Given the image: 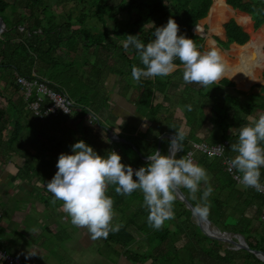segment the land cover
<instances>
[{
  "label": "trees",
  "instance_id": "trees-1",
  "mask_svg": "<svg viewBox=\"0 0 264 264\" xmlns=\"http://www.w3.org/2000/svg\"><path fill=\"white\" fill-rule=\"evenodd\" d=\"M116 1H118L117 4ZM61 2L78 3L82 6L78 11L79 14L74 15L70 12L68 16L57 17L52 12L50 0H0V16L3 17L7 27V30L0 36V83H4L2 88L0 87V152L3 153L0 156L5 158L6 155L9 157L15 155L24 161L23 168H20L23 179L28 180L27 175L32 173V176L44 180L46 175L43 174L40 166L45 169V166H50L52 161L44 159L45 153L50 149L48 145L36 141L37 135L45 137L50 133L60 132L62 141H65L63 125L68 123L78 132V136L69 144L70 147L79 141H84L101 157L106 158L109 152L115 151L121 156V163L126 166L138 169L147 167L150 161L143 160L140 154L128 158L118 152L120 147L118 145L124 148H132L136 145L141 154L148 157L157 151V139L148 142L143 150L139 142L147 141L149 133L134 137V129L128 127L126 131H130L126 139L134 145L113 143L108 136V124L103 122L107 121L105 119L107 110L111 108L107 92L101 93L98 90L93 94L89 93L88 96L79 92L76 86L81 77L77 71H74L72 63L84 59L81 66L88 72L90 90L97 88L96 83L103 84L104 81H101V78L105 74L109 77L122 78L123 83L117 79L121 87L127 82L126 86L130 88L133 84L128 83V79H133L132 67L143 68L144 65L132 46L127 51L124 50L121 44L126 36L139 35L140 41L147 45L154 40L155 28L165 26L169 18H172L179 25L178 35L194 40L197 48L203 51L205 39L195 34L193 29L208 16L214 0H63ZM227 4L249 14L254 20L256 30L264 26V0H227ZM123 12H126L128 19L121 16ZM135 15L138 16L137 19L133 18ZM109 21L112 22L111 28L108 27ZM74 22L79 23L81 27L74 28ZM91 24L90 28L87 27ZM96 24H102L103 31L96 32ZM224 28L227 40L219 41L224 48H229L233 43L245 45L250 40V35L235 19H230ZM80 47L105 51V54L110 57L113 54L117 55V62L115 65H109L103 61L104 68L99 69L89 60L90 53L78 55L76 51ZM95 52L97 55L100 54L94 50L93 53ZM174 63L183 66L179 59H176ZM182 71V69L178 70V74L181 75ZM19 78L37 82L38 85L43 83L49 89L64 94L71 102L70 112L58 111L56 114L43 115V117L35 115L30 106L38 100V93L34 91L27 100L24 95V86L18 81ZM175 80L174 75H169L153 79L141 78L139 82L134 83L139 88L132 102L136 106L137 113L151 122L152 130L157 123L158 115L167 111L165 100ZM156 84L164 85L155 89ZM212 85L216 87L217 92V87L234 86L235 83L223 79L219 84ZM185 86L194 87L193 91L202 98H212L206 88L198 84L185 83ZM189 89L192 90V88ZM14 94L19 95L18 101L11 98ZM42 96L41 104L44 113L53 101L47 95ZM156 97H161L162 101L155 103ZM258 97L262 101L258 102ZM225 101L223 109L218 107L216 110L212 104V120H216L219 134L212 135L211 139L206 136L205 139L208 138L211 142L208 144L215 145L224 140L236 141L238 135L232 138L233 129H237L238 125L256 112L264 114L262 96L252 95L243 100L239 93L238 95L226 94ZM188 121L189 126L192 125L191 132L187 139H183L178 144V152L175 155L177 159L187 156L195 143H202L200 140H205L204 138L197 140L195 136V133L201 131L202 122L197 123L200 129L198 130L193 127L195 124ZM204 128L208 129V127ZM120 137L125 138L123 135ZM69 138L71 139V136ZM27 144L36 148L38 153L32 155ZM197 157L195 156L194 163L204 169L207 168L213 174L214 179L220 183L208 197L210 214L207 218L215 225L222 227L224 221L230 218L225 210L226 200H223L222 192L228 190L229 193L234 192L239 201L237 202L242 203L243 201L245 208L236 209L238 222L234 225L223 226V229L242 236L250 235L255 241L244 237L248 246L252 250L264 252V233L259 232V226H262V219H264V194L251 189L245 191L238 189L236 181L226 171L222 158H208L203 154L200 158ZM227 157L233 158L229 151H227ZM57 171L49 169L47 178L54 177ZM260 171V182L264 183V168ZM24 175L26 178L23 177ZM225 175L229 176L231 186L227 183L223 184ZM133 179H137L135 175ZM115 187L116 185H109L107 195L113 199L114 209L116 207V210L123 215L119 222L123 224V227L118 232L109 233L107 241L121 246L130 262L134 264L146 261H150L151 264H264L249 251L230 250L218 240H209L210 238L202 232L198 223L193 221L192 212L185 203L177 199L176 194L173 205L175 221L168 227L163 226L160 230H155L148 226L149 213L143 206V194L135 191L130 196L118 195ZM204 190L205 188L201 186L196 194L198 200L188 197L195 207L202 203L201 197ZM182 191L187 192V189L184 188ZM128 213L132 216L127 217ZM137 236L147 241L150 251L148 249L145 253H139L137 249L141 247L135 250L130 248L132 245H138ZM210 241L213 243L210 244ZM210 261L213 262L210 263Z\"/></svg>",
  "mask_w": 264,
  "mask_h": 264
},
{
  "label": "clouds",
  "instance_id": "clouds-1",
  "mask_svg": "<svg viewBox=\"0 0 264 264\" xmlns=\"http://www.w3.org/2000/svg\"><path fill=\"white\" fill-rule=\"evenodd\" d=\"M179 31L176 21L169 18L165 26L155 28L154 40L147 45L140 41L139 35L126 36L122 41L124 50L132 46L144 65L143 68L132 67L134 81L167 77L176 71L178 65L174 61L179 59L185 83L208 88L219 82L224 73L220 53L216 49L201 53L194 40L178 35ZM187 107L191 111V105ZM249 120L253 122L241 127L237 142L231 144V152L237 155L227 161L228 171L239 173L240 183L245 188L264 192V184L260 182V170L264 168V115L258 119L249 117ZM183 139V133H177L171 140V155H161L156 151L147 157L150 161L147 167L135 172L131 166L121 163L122 158L115 151L109 152L106 158L101 157L84 141H79L71 146L74 154L59 155L58 171L46 184L53 196L52 203L62 202L63 211L70 217L72 225L86 228L93 240L106 239L109 233L118 232L123 227L121 223L113 224L116 213L114 201L107 195L109 185H116L115 192L123 196L140 191L143 206L149 213L148 226L160 230L165 221L175 218L176 191L186 188L195 200L203 182L206 187L202 203L196 205L193 213L206 219L210 214L208 197L213 192L209 185L210 177L206 169L194 163L191 154L176 158L175 151ZM218 150L222 152L223 146ZM134 175L137 179H133Z\"/></svg>",
  "mask_w": 264,
  "mask_h": 264
},
{
  "label": "crops",
  "instance_id": "crops-1",
  "mask_svg": "<svg viewBox=\"0 0 264 264\" xmlns=\"http://www.w3.org/2000/svg\"><path fill=\"white\" fill-rule=\"evenodd\" d=\"M214 5H215V0L212 5V8ZM226 5L230 7L232 10H236L232 6L227 4V0H226ZM245 14L248 15L247 13ZM209 17H210V14L202 20L207 21ZM231 19H235L237 23L240 26H242L236 18H231ZM227 22H225V24ZM224 25L222 28H223V33L225 32V36H226ZM202 29L205 30L204 28ZM209 33L210 34H207L205 32V34H207L205 38H209V37L212 38V40L215 41L216 45L215 46L211 45L212 44L211 40H207L206 44L208 46H212L213 49H216L220 53L222 57V61H224L223 63L224 65L230 68L237 66V64L247 66L246 61L244 62L232 56L230 53L233 51V48L235 46L242 48L250 44L253 39V33L250 34L249 32H247L250 35V40L245 45H239L237 43H233L229 46V48H224L219 43V41H226L227 36H226V39L224 40L223 38L210 36L212 34L213 35L215 34L211 31ZM263 45H264V42H263ZM263 45H262V50L264 52ZM203 46H204V43H203ZM198 50L201 53L206 52L205 47L203 51L200 49ZM224 53L226 55H224ZM223 56L225 57L223 58ZM260 62L261 63L259 64V66H262V64L264 65V60ZM180 69L183 70V66H178L176 71L171 74V75H174V79L176 80L174 82V85L169 88L167 99L165 100V106H166L167 111L164 114L160 113L158 115L157 123L154 125L153 130L151 129L152 127L151 122H149L141 114L137 113L135 104L132 102V99H129V98H126L124 103L121 102V99L112 98L111 110L115 112L114 114L117 117V120H116V117L115 119L112 120L113 127L111 128V130L114 131V133L118 137H120V135L125 136L124 139H126V136L129 135L128 132L130 130L126 131L128 127H131L134 129V133H133L134 137L144 136L145 134L149 133V137L147 141L141 140L139 144L146 147L148 142L150 143L154 139H157L158 146L159 144H161V147H162L161 154L169 155L170 149H172L171 148L172 147L171 135L175 136L174 133L176 134L183 133L184 139H187L191 132L190 131L191 127L189 126V121L186 119V114L189 113V114L195 115L196 114L195 108L204 109L205 112L209 111L208 116L212 118V113H211L212 103H210L209 101H204L205 98H202L197 92L193 91L194 87L185 86V82L183 80V71L181 72V75L178 74V70ZM263 69L264 67L259 68V67H256L255 65L254 68H251L252 75L250 74L248 69L247 70L243 69L241 73L238 76H236L237 80L231 77L222 76L219 82L222 81L223 79H227L235 83V85L234 86H222L221 85L220 87H217L218 89L217 92H220L221 94H225V95L226 94L238 95L239 93L240 97L241 98L243 97L244 99L246 98L248 99V97L252 95L262 96L264 98V70ZM259 77H262V78L260 79ZM219 82L216 84H219ZM258 86H261V87H258ZM189 88H192L191 92L189 91ZM206 91L209 92V88H206ZM192 92L194 94H192ZM241 92L245 94H242ZM155 99H154L155 103L157 102L160 103L162 101L161 97H156ZM257 100L258 102H260L261 100L260 97H258ZM188 105H191V111L188 110V107H187ZM260 115H264V114L260 112L258 113L256 112L254 113L253 116H249V117H252L253 119H258ZM249 117L246 118L245 122H242L240 125H238L237 129L232 130V133H231L232 138L233 137L235 138L236 135H238L239 129L241 127L248 126L253 122L249 120ZM205 119H206V116H205ZM208 125H213L211 120H209ZM63 129H64V137L66 140L71 136L69 135V132L76 131L75 127H72L68 123L63 125ZM211 131H214V130L213 129L211 130L208 127V129H205L204 131L202 130L199 131L198 134L201 136L199 137L197 135V137L200 139L202 138L205 139V137L207 136L209 139H211L213 135V132ZM56 135H59L61 139L60 142L58 141V144H57L58 149H59L58 152L55 151L56 148L53 146V144L49 143V141H53L51 140L52 138H54L52 134L51 135L48 134L45 137L41 136L40 134L37 135L36 141L42 142L48 145V148L50 149V152L45 153L46 155L44 156V159L47 161H50V160L52 161V164L50 166H45V169L42 166H40L43 174L46 175V178H44V180L40 179L39 183L35 181V178H36L35 176H33V178L28 177L29 178L28 180L26 179L24 180L19 176L20 168H23L24 166L23 160H20L15 155L10 156V158H13V157L18 158L20 160V163L23 162L22 165L20 163H16V164L14 163L16 165L15 166L14 164H12V162L9 163L8 155H6L5 158L0 156V213H2L3 215V217L0 219V246L8 249L11 253L20 257L21 260L26 263L63 264L61 259L56 260L53 258L52 253H55L56 255L57 252H52V253L48 252V250H46L43 247L42 243H43V240L45 239L43 234L46 233L48 234V236L55 237L54 239L55 241L53 242V244L57 246V249H60V251L61 249L64 250L63 253H65V256L67 257V261H68L67 264H134L126 258L124 254V250L121 246L108 242L107 238L93 240L91 238V234L88 232L86 228H78V227L73 226L71 223L70 217H68L67 214L63 211L62 202L57 201L55 204L52 203L53 196L50 192H48L46 188V184H47L46 181L50 182L51 179L53 178V177L47 178L49 169L57 170L56 164L58 162V158L60 154H68V155L74 154L72 152V147L69 146L70 143H65V141H62V133L58 132ZM50 136H51V139H49ZM38 137L40 138L43 137V138L39 139ZM208 138H206L205 140H200V141L211 143ZM164 140H166L165 145L163 143ZM237 140H238V137L236 138V141L231 140V143L228 148V151L230 150L229 152L233 156V158L237 154L231 152V144L236 143ZM126 141L127 143H131L132 145H134L132 142H129L127 139ZM194 142H198V141H194ZM113 143H117V142H113ZM26 146L28 147L32 155H36L38 153L37 149L34 148L32 145L27 144ZM134 146L137 148L136 145ZM134 146L132 148L119 147L118 152L123 153L128 158H133L135 154H138V155L141 154L140 150L138 148L135 149ZM178 148L179 146H177L175 155L178 152ZM68 149L71 151L66 152ZM54 151H55V154H54ZM196 157L200 158L201 154L197 153ZM142 159L145 160L143 157ZM2 166L5 169H3ZM13 171H16V172L13 173ZM206 171L210 177L209 185L212 186L213 189H216L217 188L216 185L220 183L216 179H214L213 174L207 168H206ZM29 175H32V173ZM214 180H216L218 184H216ZM201 186H203L204 188L206 187L203 182L201 183L200 187ZM21 188L29 189L30 192L37 191L39 193L40 192L45 193V196H46L44 200L36 199L35 201H33L34 203L31 204L30 207H28L27 205L28 203H26L21 213L25 215H29V216L28 217L23 216V218H19V213L16 212L17 208L13 209L17 207L16 201L14 199L17 198V196L20 194L19 191ZM183 189L184 188H182V190ZM184 194L187 197H191V194L189 193L188 190L187 192H184ZM196 199L198 200L199 198L197 197ZM237 204L239 205L241 203H237ZM235 215L238 217V213H235ZM121 218L122 217L116 220V224L120 222ZM227 220H225L224 222L229 223V221ZM233 220L238 222L235 218ZM174 221H175V218L168 220L167 223L170 225ZM225 223H223V225ZM211 225L216 227L213 221H211ZM226 225L224 226L226 227ZM230 225H234V223H230ZM221 230L222 229H220V232H222ZM223 232L229 233L228 230H223ZM230 233H231L229 236L230 239L235 238L236 241L239 240V236L233 237L232 236L233 232H230ZM141 241L142 243L144 242L147 245L146 246L147 248L148 243L147 241L143 240V238H140L138 245H132V246L137 247V248L142 247L140 246L142 245ZM220 242L225 243L223 241H220ZM132 246H130V248H132ZM142 251L144 250L142 249ZM50 256L52 257V262L49 261ZM141 264H145V263H141Z\"/></svg>",
  "mask_w": 264,
  "mask_h": 264
},
{
  "label": "rangeland",
  "instance_id": "rangeland-1",
  "mask_svg": "<svg viewBox=\"0 0 264 264\" xmlns=\"http://www.w3.org/2000/svg\"><path fill=\"white\" fill-rule=\"evenodd\" d=\"M9 1H12V0H9ZM52 3H51V5H52V12L55 14V15H57V17L59 16L60 17V15H64V16H68L69 15V13L70 12H73L74 13V15H78L79 14V12L78 11H80V7H82L81 5H79L78 3H73V2H67V3H63V2H61V1H63V0H50ZM118 3V1H116V4ZM79 5V6H78ZM233 11H235V15H231V16H229L225 21H224V23L222 22V23H220V24H217L218 25V27L217 28H215V27H212V30H211V27H210V25H209V22H208V20H209V18L207 19V21L206 20H201L200 22H199V26L200 27H202V28H204L205 30H203L204 32H206L207 34H210L209 32L211 31V32H213V33H215L214 35L212 34V35H210V36H212V37H219V38H223L224 40L226 39V36H225V32L223 33V25L225 24V22H227L228 20H230L231 18H236V16H239V14L241 13V14H243V15H246L245 13H243V12H240L239 10H233ZM6 15V14H5ZM7 16V15H6ZM121 16H123V17H125V19H128V16H127V14H126V12H123L122 13V15ZM8 17V16H7ZM9 18V17H8ZM134 19H137L138 18V16L137 15H135L134 17H133ZM250 18H251V26H243L244 28H245V30L247 31V32H249L250 34H252V33H255V34H264V26H262L261 28H259V29H255V27H254V20L252 19V17L250 16ZM237 19V18H236ZM73 26H74V28H79V27H81V25L79 24V23H77V22H74V24H73ZM92 26V24L91 25H88L87 27H91ZM96 26H97V29H96V32H100V31H103V27H102V24H96ZM111 26H112V22L111 21H109V24H108V27H110L111 28ZM83 27V26H82ZM198 32V31H197ZM199 33V32H198ZM207 40H211V45H213V46H215L216 45V43H215V41H213L212 40V38H205V41H204V47H205V50L206 51H209V50H212L213 48H212V46H208L207 44H206V41ZM209 42V41H208ZM209 44V43H208ZM122 45V44H121ZM210 45V44H209ZM94 50H96L98 53H100V54H98L97 55V53L95 52V53H93V51ZM77 53H78V55L80 54V53H82V54H84V55H86V53L88 54V53H90L91 55L89 56V60L91 61V63L93 64V65H95L96 67H98L99 69H103L104 68V64H103V61H106V63L107 64H109V65H115L116 64V62H117V55L115 56L114 54L110 57L109 55H106L105 53V51L103 52V51H98L97 49H94V48H91V49H82L81 47L80 48H78L77 49V51H76ZM127 54H130V53H127ZM102 55V56H101ZM224 55H226L225 53H224ZM101 56V57H100ZM83 63H84V59L82 60V61H80V62H74V63H72V67L74 68V71H77L78 73H79V75H80V77H81V79L79 80V84L76 86V89H78V91L79 92H82V94H85L86 96H88V94L90 93V94H93V93H95V92H98V90L99 91H101V93L103 92H107L106 93V95H108L109 96V98H110V103H111V100H112V98H117V99H121V102L122 103H124V101H125V99L126 98H129V99H134V96H135V93H136V91L138 90L137 88H139L137 85H134V83L136 82V81H134L133 79H128V83H132L133 85L129 88V87H127L126 86V84H127V82H125L126 84H124L122 87H121V84H119V81L121 82V83H123V80H122V78H117V77H115V76H108L107 74H105V75H102V78H101V81H104L103 82V84H101V83H96V85H98L97 86V88H92L91 90H90V88H89V86H90V80H89V77H88V72H86V70H85V68H83L81 65H83ZM62 69V68H61ZM80 69V70H79ZM264 70V69H263ZM262 70V71H263ZM261 75V74H260ZM93 78H94V76H93ZM260 79L262 78V77H259ZM95 79V78H94ZM119 81H118V80ZM151 79H153V78H151ZM131 81V82H130ZM104 83H105V85H104ZM0 87H2L3 85H4V83L3 82H1L0 83ZM157 86V88L155 87V89H159V87L160 86H163L162 84H156ZM166 86V85H165ZM108 87V88H107ZM121 87V88H120ZM153 88V87H152ZM209 93L212 95V96H210V97H212L211 99H209V98H205L204 99V101H209L210 103H212V104H214V107H215V109L216 110H218V107H221L222 109H223V106L225 105V103H226V101H225V95H223V94H221L220 92H216V89H215V86L214 85H210L209 87ZM108 89V90H107ZM110 89V90H109ZM118 89V90H117ZM133 90H134V92H133ZM189 91L191 92L192 90L191 89H189ZM132 93V94H131ZM8 95H11L10 93H7ZM192 94H194L193 92H192ZM156 95V94H155ZM11 98H14V100H17L18 101V99H19V95L18 94H14ZM243 98V97H242ZM244 99V98H243ZM262 101V100H261ZM158 103V102H157ZM163 108H161V110H162ZM195 110H196V114L194 115V114H186V119L187 120H190V122H191V124L193 123V124H195V125H193V127L196 129H198V130H200L199 128H198V122H199V124L202 122V125H203V127L201 128V130L202 131H204L205 130V128L204 127H209L211 130L213 129L214 131H211V132H213V135H218L219 134V130L217 129V127H216V120L214 119V120H212V118H210L209 116H208V112L209 111H206L205 112V110L204 109H197V108H195ZM115 112L114 111H112L111 110V108H109L108 110H107V114H106V116L108 117H106L105 119H107V121H103L105 124L107 123L108 124V126H107V128H109V130H111V128L113 127V119H115V114H114ZM212 113V112H211ZM206 116V119H205V116ZM116 120H117V117H116ZM209 120H211V122H213V125H208V122H209ZM191 127H192V125H191ZM194 129V130H195ZM108 130V131H109ZM8 132V130L6 131V133ZM37 133V132H36ZM53 135L54 136V138H52L53 139V141H49V143L50 144H53V146L56 148V150L55 151H57L58 152V141L60 142V136L59 135H56L57 133H50V135ZM69 135H71V139L69 140H65V143H72L74 140H75V138H76V136H78V132H69ZM197 135L200 137L201 135H199L198 134V132L197 133H195V136H196V139L198 140V137H197ZM7 136V135H6ZM108 136H109V133H108ZM57 137V138H56ZM39 139H42L43 137H38ZM165 142H166V140H164V145H165ZM127 143V142H126ZM118 145V144H117ZM118 146H120L121 147V145H118ZM140 147L143 149V150H145V146H143V145H140ZM49 150V149H48ZM55 151H54V154H55ZM68 151H71V150H67L66 152H68ZM230 151V150H229ZM50 152V151H49ZM0 155H3V153L2 152H0ZM8 161H9V163H11L12 162V164H16V163H20V160L18 159V158H16V157H13V158H10V157H8ZM8 163V164H9ZM14 164V165H15ZM21 165L23 164V162H21L20 163ZM16 166V165H15ZM2 168L3 169H5L3 166H2ZM16 170V169H15ZM53 170H56V169H53ZM58 170V169H57ZM47 171V170H46ZM16 171H13V173H15ZM10 176H11V174H10ZM20 177H21V174L19 175ZM23 177H25L26 178V176L24 175ZM27 177H29V178H33V176L32 175H27ZM9 178V177H8ZM22 178V177H21ZM23 179V178H22ZM25 180V179H24ZM35 181L36 182H40V179L39 178H35ZM214 182L216 183V184H218L217 183V181L216 180H214ZM46 183H48V181H46ZM45 183V184H46ZM225 183H227V184H229V186H231V182H230V178H229V176H224V182H223V184H225ZM236 187L238 188V189H240V190H242V191H245V189L244 188H239V186H237L236 185ZM20 194L17 196V198H15L14 200L16 201V205H17V207H15V208H13V209H16L17 208V210H16V212L17 213H19V218H23V216L24 217H28L29 215H25V214H23V213H21L22 212V209H23V207H25V205H26V203H28L27 205H28V207H30V205L31 204H33L34 202L33 201H35L36 199H41V200H44L45 199V193H39V192H37V191H34V192H30V190L29 189H26V188H21L20 189ZM244 193H246V192H244ZM246 194H248V192L246 193ZM222 195H223V200H226V212L228 213V215H229V219L227 220V221H229V223L228 222H226L224 225H230V223H237L236 221H234L233 219L235 218L237 221H238V217H236V215H235V210L236 209H241V208H245L244 207V204H243V201H242V203L241 204H237L239 201L237 200V197L234 195V192H231V193H229V190L228 191H223L222 192ZM214 197H216V195L214 196ZM238 201V202H237ZM187 207V206H186ZM188 208V207H187ZM189 209V208H188ZM250 208L248 207V210H249ZM11 211H12V209H11ZM114 211H115V213H116V216H115V220L113 221V223L114 224H116V220H118L120 217H122L123 215L120 213V212H118L117 210H116V207H115V209H114ZM233 214V215H232ZM232 215V216H231ZM130 216H132V214L131 213H128L127 214V217H130ZM232 217V218H231ZM192 218H193V221L194 222H196L197 223V219L195 218V217H193V215H192ZM262 221H263V224H262V226H259L260 227V229H259V232L261 233V231H262V233H264V219H262ZM169 223H170V221H169ZM224 225H222V227H220L218 224H216V227H218V228H216L215 226H213L212 225V227L214 228V230H218V231H220V229H223L224 227ZM164 226L165 227H168L169 226V224L167 223V221H165V223H164ZM224 230V229H223ZM223 230H221L222 232H223ZM204 234H206L204 231H202ZM227 232V231H226ZM230 233V232H229ZM259 233V234H260ZM207 235V234H206ZM43 236L45 237V239L43 240V243H42V245H43V247L46 249V250H48V252H57V254L55 255V253H52L53 255V258L54 259H56V260H58V259H61L62 260V263L63 264H67L68 263V261H67V257L65 256V253H63L64 252V250L63 249H61V251H60V249H57V246L55 245V244H53V242L55 241L54 239H55V237L53 236V237H51V236H48V234H43ZM208 236V235H207ZM232 236L233 237H237V236H239V238L241 237V235H239V234H233L232 233ZM210 239L209 240H213V238L212 237H210V236H208ZM244 237H246L247 239H249L250 241H252V240H254L255 241V239H253V238H251V236L250 235H244ZM256 239H259V237H255ZM137 239L138 240H140V237L139 236H137ZM34 240V239H33ZM41 240V239H40ZM42 241V240H41ZM141 243H142V241H141ZM140 243V244H141ZM210 244H212L213 243V241H210L209 242ZM224 244H226V246L228 247V249H230V250H236L235 248H237L235 245H233V244H228V243H224ZM140 246H142L141 248L144 250V252H142V249L140 248V249H137V247H134V246H132V248H133V250H135V249H137L138 251L137 252H139V253H145V252H147L148 251V249H149V251H150V246L148 245V247L146 248V244L143 242L142 243V245H140ZM206 246H208V244L206 243ZM146 248V249H145ZM256 256V255H255ZM50 259H49V261L50 262H52V257L50 256L49 257ZM258 258V257H257ZM259 259V258H258ZM66 260V261H65ZM259 260H261V259H259ZM262 261V260H261ZM213 261H210V263H212ZM264 262V261H263ZM143 263V262H142ZM145 264H151L150 263V261H146L145 262Z\"/></svg>",
  "mask_w": 264,
  "mask_h": 264
},
{
  "label": "built area",
  "instance_id": "built-area-1",
  "mask_svg": "<svg viewBox=\"0 0 264 264\" xmlns=\"http://www.w3.org/2000/svg\"><path fill=\"white\" fill-rule=\"evenodd\" d=\"M18 81L20 84L24 86V95L26 99L28 100L36 91L38 93V100L33 102L30 106L31 110L33 113L37 116L43 117V115H51V114H56L58 111H62L64 113H69L70 112V106L71 102L69 101V98L65 96L62 93H57L51 89H49L45 84H37V82H30L27 81L23 78H19ZM42 95H47L52 101L53 104L49 106L48 109H45V112L43 113L42 111V104L41 101L43 100ZM66 111V112H65ZM229 140H224L221 143L218 144H208L206 142L202 143H195L193 145V149H191L187 156L190 155V158L195 161V156L197 153H201L208 158H222L223 159V165L225 166L226 171L229 173V175L236 181L237 186L239 188H244L246 189H251L255 190L254 188H245L241 183H240V174L237 173L235 170L229 172L228 167L229 165L227 164V161L231 158L227 157V151L230 145ZM223 146L224 150L221 152L218 150V147ZM134 172L138 170V168H133ZM264 184V183H262ZM263 193L264 192H260ZM3 217L2 213H0V219ZM0 264H32V263H26L21 260L20 257L14 255L11 253L8 249L1 247L0 246Z\"/></svg>",
  "mask_w": 264,
  "mask_h": 264
},
{
  "label": "bare ground",
  "instance_id": "bare-ground-1",
  "mask_svg": "<svg viewBox=\"0 0 264 264\" xmlns=\"http://www.w3.org/2000/svg\"><path fill=\"white\" fill-rule=\"evenodd\" d=\"M231 15H235V12L226 5V0H215V5L212 8V11L210 13V17L208 20L210 27L217 28L218 27L217 24L224 22ZM236 18L241 25L246 26V27L248 25L251 26V19L248 15H243L240 13L239 16H236ZM198 32H200L201 34L205 33L202 27L198 28ZM263 42H264V34L253 33V39L250 44L242 48L235 46L233 48V51L230 54L244 62L246 61L247 66L237 64V66L230 68L224 65L223 76L231 77L237 80L236 76H238L243 69H246V70L248 69V71L252 75L251 68H254L255 65L256 67H259V68L264 67L263 64L262 66H259V64L261 63L260 61L264 60V52L262 50ZM224 57L225 56H223V58Z\"/></svg>",
  "mask_w": 264,
  "mask_h": 264
},
{
  "label": "water",
  "instance_id": "water-1",
  "mask_svg": "<svg viewBox=\"0 0 264 264\" xmlns=\"http://www.w3.org/2000/svg\"><path fill=\"white\" fill-rule=\"evenodd\" d=\"M212 10V8H211ZM210 10V12H211ZM210 14V13H209ZM198 28L199 26L194 27L193 32L201 37H206L207 34H201L200 32L198 33ZM7 30L6 27V23L3 19V17L0 16V36ZM264 47V45H263ZM109 138L112 142H117V143H126V139L124 138H120L118 137L114 131L109 130ZM171 137L173 138L174 135H171ZM135 147V146H134ZM172 148V147H171ZM135 149H137L135 147ZM160 154L162 152V147L161 144H159L158 146V150H157ZM172 149H170V153L169 155H171ZM141 157H143L146 161H148L147 157L142 156V154H140ZM176 196L177 198L182 201L183 203H185V205L189 208V210L192 212L193 217H195L197 219V223L200 226L201 230L204 231L208 236L212 237L215 240L218 241H223L225 243H231L233 245H235L237 248H235L236 250H246L249 251L251 253H253L254 255H256V257H258L259 259H261L262 261H264V252L260 251V250H252L245 238L241 235V237L239 238L238 241L234 240V239H230L229 236L231 233H224V232H220V231H215L211 225V221L206 218V219H201L200 217L194 215L193 213V209L195 208V206L193 205V203L188 199V197L184 194V192L181 189H178L176 191Z\"/></svg>",
  "mask_w": 264,
  "mask_h": 264
}]
</instances>
